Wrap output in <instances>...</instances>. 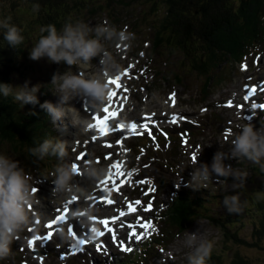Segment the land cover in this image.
<instances>
[{"label":"clouds","instance_id":"clouds-1","mask_svg":"<svg viewBox=\"0 0 264 264\" xmlns=\"http://www.w3.org/2000/svg\"><path fill=\"white\" fill-rule=\"evenodd\" d=\"M2 26L7 29L4 38L9 45L15 47L22 42L23 38L15 26H9L7 22H4ZM40 31L47 34L41 35L32 47L30 59L39 61L47 58L49 63H63L69 66V70L62 75L54 74L50 83L56 85L59 102L53 104L46 101L40 106L51 114L54 121L70 116L72 123L78 126L81 132H87L92 124L81 117L79 110L69 102L75 97H80L86 99L89 107L96 112L104 110L110 100L109 80L120 75L122 66L110 52L105 50L102 40L114 42L119 46L125 41H131L134 36L126 31H118L115 27L107 26V22L95 28L94 36L90 35L92 30L82 23H68L60 30L55 25H48ZM97 57L100 58L99 68L94 73L85 75L82 72H71L73 66H88ZM39 90V85L29 87L25 84L15 91L14 98L16 101H22L24 105L38 104ZM0 92L7 97L13 93V88L8 84H0ZM230 136L232 138L228 152L217 151L213 156L211 166L200 163L197 157L192 158L191 167L194 171L191 173L188 187L201 185L207 188V182L213 176L217 179L231 177L233 180L242 181L244 175L234 170L231 164H226V159L246 158L253 163H261L264 158V127L257 128L251 123L244 124L240 126V131L230 133ZM31 151L40 159L49 154L58 156L60 159L68 155L67 143L62 141L54 143L51 140H45ZM93 164H95L94 161L85 162L82 172L75 163L65 162L58 166L52 173L55 177L52 180L53 194L69 199L83 197L85 201L89 200L88 193L78 184L73 183V177L86 173L97 182L102 181L108 175V170L95 169ZM31 179L32 177L20 167L19 161L0 154V259L11 254L13 241L18 238V233L30 223L29 212L36 192L30 183ZM78 188L80 191L76 192ZM223 203L229 213L240 210L237 195L225 196ZM73 216H85L89 220L94 218L87 209L77 210ZM185 244L191 249L187 254L188 264H205L213 249L211 241L198 238L195 232L187 235Z\"/></svg>","mask_w":264,"mask_h":264},{"label":"trees","instance_id":"trees-1","mask_svg":"<svg viewBox=\"0 0 264 264\" xmlns=\"http://www.w3.org/2000/svg\"><path fill=\"white\" fill-rule=\"evenodd\" d=\"M8 2L9 0H0V7L8 8ZM88 2V0H16L18 8L21 7L18 11V18L29 15L33 20L29 22V27H23V25L20 26L19 19L17 23L15 19H12L9 26H15L18 29L23 42L28 39L30 32L39 28V22L43 21L47 24L69 19L81 4L87 5ZM202 2L203 6H201ZM245 2L246 0H181L182 15L173 11L169 17L171 24L175 27L173 28L174 40L188 58H201L203 62L204 55L210 56V52L217 53L218 46L211 47L212 43L221 39L228 27L231 28L236 24V19L239 17L248 19L245 14L241 15ZM72 6L74 10H72ZM238 6H240L239 10L236 9ZM5 33L0 34V75L3 64L8 62L10 52H14L11 50L12 46L4 38ZM3 113V108L0 106V115L3 116ZM1 119L3 121V117ZM7 124L11 128L14 127L11 122H7ZM7 128L9 129V127ZM260 188L259 194L254 195L255 206L253 208L256 211L254 214L256 222L252 224L253 234L251 237L253 236L255 239L249 241L242 234L243 226L237 224L234 219L226 220L225 224L217 220L224 241L222 244L225 245V248L219 250L217 246L209 259V264H250L245 247L264 249V202L261 201V198H264V185H261Z\"/></svg>","mask_w":264,"mask_h":264},{"label":"rangeland","instance_id":"rangeland-1","mask_svg":"<svg viewBox=\"0 0 264 264\" xmlns=\"http://www.w3.org/2000/svg\"><path fill=\"white\" fill-rule=\"evenodd\" d=\"M15 1L16 0H9L8 8L7 7L1 8L0 7V34L7 31L6 28H4L2 26L4 22H7L8 24L11 25L12 19H15L16 23H17V20L19 19L20 26L23 25V27H29V24H30L29 22L31 20H33V18L29 15L28 16L24 15L25 17H21V18L19 17L18 18V11L21 9V7L18 8V3H15ZM165 1L168 2V4L170 5L172 0H165ZM175 1H176L175 4L177 5L178 3H180L179 1H181V0H175ZM107 2H109V1H107ZM253 4H258V1L257 0H246V2L244 3V8H248L249 6H251ZM194 5L196 7H198L197 4L194 3ZM164 6L167 8L165 3H164ZM201 6H203V2L201 4ZM72 10H74L73 6H72ZM248 10H249V8L247 10L244 9L245 13ZM74 12L75 13L73 15H76L77 11L75 10ZM167 12L170 13V10L167 9ZM179 12L182 15V10H180ZM80 14H81V16H84L86 14V10L84 9L83 4H81ZM44 17L46 18V16H44ZM36 21H40V20H36ZM39 25H45V24L42 21V22L38 23V26ZM231 25H233V24H231ZM233 26L231 28L228 27V29L225 31L227 34H229L224 39L225 44H229L226 42H229L231 37L234 38V40H237L238 29L234 28ZM170 28L172 29L175 27L170 26ZM33 34H35V30L30 32L27 38L29 39ZM171 34L174 35V30L171 31ZM225 34H223L222 37H224ZM28 39L23 40L24 43H26L28 41ZM1 41H3V40L1 39ZM214 45H217L218 47L222 46L218 42L212 43V46H214ZM36 113L38 115V110ZM1 117H3V116L0 115V131H3V132H0V136H1V133H3V135H5L4 131L12 132L11 129L6 128V127H8L7 125L3 124ZM221 184H222L221 182H218L215 186L221 185ZM261 201L264 202V198H261ZM235 214H236V217L241 222L245 223L242 234L244 236H246L249 241L254 240L255 238H253V236L251 237V234H253L252 233V231H253V225L252 224H254V222H256L255 215H254V214H256V211L254 209H252V206L243 205L240 207V210L238 212H235ZM170 223L171 222L168 221L167 225L169 226ZM209 225L219 227V224L217 223V220H215V219L203 220L202 218H198L192 223V225L189 226V230H188L189 232H186V235L195 232L197 234L198 238H200V239H207L209 236L215 235L216 239L219 241V244H217L219 250L222 248H225V245L222 244V243H224V241L222 239L221 232L219 234V232L215 231V229H213ZM182 227H184V229H186L185 225H183ZM182 244L186 245L185 243H182ZM245 248H246L245 253L247 254V256L250 260V264H264V249H260L258 247L257 248L245 247ZM164 251L168 252V253L170 252V253L176 255L178 260L180 258L181 260H183L187 264V262H186L187 254L190 252V250H187L185 246H182L181 244H175L170 250H164Z\"/></svg>","mask_w":264,"mask_h":264},{"label":"snow or ice","instance_id":"snow-or-ice-1","mask_svg":"<svg viewBox=\"0 0 264 264\" xmlns=\"http://www.w3.org/2000/svg\"><path fill=\"white\" fill-rule=\"evenodd\" d=\"M245 67H246V65H245ZM125 74H127V73H125ZM119 80H120V77H119V76L116 77L115 79H110V80H109V84H116V85H117V88H119V87H120V85H119ZM246 87H247V86H246ZM262 87H264V86H262ZM125 91H127V89H125ZM254 92H255V88H254V87H253L252 89H249V94H250V95L253 94ZM113 95H115V93H110V101H111ZM175 95H176L175 93H172V98H173V99L175 98ZM119 99H120V97H117V100H119ZM244 99H245V100H248V99H249V96L246 95V96L244 97ZM228 106H232V102H231V101L228 102ZM252 107L255 109V108L257 107V105L253 104ZM261 107H264V106H261ZM103 112L106 113V115H104L103 118H100V117H98V116H97V117H94V119L96 120V123L93 124V125H91V128H99V132H100V134H101V135H104V134H105L106 132H108V131H115V127H123V125H119V126H114V127H112V128H109V126H108V121L110 120L111 117H114V116H115V113H114V112L110 113V112H109V109H108L107 107L104 108ZM247 118H248L249 120H251V119H253V116L249 115ZM150 120H151V117L146 118L145 122L142 123V124H140V128H141V129H148V127H149V123H148V122H149ZM176 120H177V117H176V116H173V117L171 118V121H170V122L175 123ZM136 127H137V125H136L135 123H133V124H132V127H131V131H132V132H135V131H136ZM149 135H151V132H150V131H149ZM93 139H95V137H93ZM110 146H111V145H109V147H110ZM192 158H193V159H196V155H195V153H193ZM111 167L114 168V169L116 170L115 172L110 171V172L108 173V175H109V177L111 178V181H112L111 187H112V189H117V188L119 187V185L116 183V181H117L118 179H120V177H122V176L124 175V174L120 171V161L117 160L116 162H114V163L111 165ZM130 175H131V173H129V176H130ZM121 183H123V181H121ZM138 183H143V181H138ZM101 184H105V188L100 190V191H101V195L103 196L104 194H110V193L108 192V190H107V182H106V181H101ZM36 191H37V189H36ZM96 199H97V202H99V198H96ZM76 200H77L76 198H72L70 201H68V202L65 204V206H64V214H59V215L55 216V217L53 218L52 222L49 223V224L47 225V227H48V228H52V227H53V224H55V225H57V229H56V230L59 231L60 227L63 226V224L65 223L68 205L75 203ZM107 203L111 204V203H113V201H112V200H108ZM135 204H136V205H139V204H140V201H135ZM149 207H150V206H149ZM129 209L132 210V211L135 210V209L132 207L131 204L129 205ZM145 210L147 211V209H145ZM56 211L59 212L60 210L57 209ZM120 215L123 216V215H125V213H124V212H121ZM102 223L105 224V225H107V224H108V220H104V221H102ZM77 227H78V225H77ZM140 227L145 228L146 233H147L148 235H150L151 233L148 232L147 230L150 229L151 231H155V227H154V225H153L150 221L145 222L144 224H141ZM108 230L111 231V229H108ZM90 232H91L92 234H95V235H94V236H92V235H88V236H85V237L77 238L76 241H75V243H73V244L70 245V249H71V250H81L82 246H83L86 242H91V241H92L93 239H95L96 237H100V236L105 235L104 232H100V231H98L95 227H92V228L90 229ZM146 233H141V234H139V235H136L135 238H136L137 240H139V239H141ZM69 234H70V235H75V233H74L73 230H72V227H69ZM51 235H52V233L49 232V233H48L46 236H44V237L36 236V237H34L32 240H29V245L32 246V245L35 243L36 240H41V239L47 240V239H49V238L51 237ZM133 235H135V228H133L132 233L129 235V240L132 239V236H133ZM113 239H114V241H115V233H113ZM123 243H124L123 241H120V244H121V245H123ZM100 247H101V245L98 244V245H97L98 250L100 249ZM124 250H126V251H131L132 249H131L130 247H128V248H125Z\"/></svg>","mask_w":264,"mask_h":264},{"label":"bare ground","instance_id":"bare-ground-1","mask_svg":"<svg viewBox=\"0 0 264 264\" xmlns=\"http://www.w3.org/2000/svg\"><path fill=\"white\" fill-rule=\"evenodd\" d=\"M73 100V99H72ZM23 114H25V112L22 111ZM115 197V209L117 214L123 218L132 228H135V235L132 236V239L129 240V235L125 236L120 230L119 228L116 227V230H114V228L112 227L113 232L115 233V235L121 237V238H125L131 242L137 243L141 246H147L149 244V241L142 237L141 239L137 240L135 238L136 235H139L140 233L138 232V229L140 227V222L139 220L136 218V216L131 212V210H129L126 205L117 197L116 194H114ZM118 201V202H117ZM142 207L145 208V206L142 205ZM147 209V208H146ZM124 212L125 215L121 216L120 213ZM181 220L176 221V223H178L180 226L185 225V219L187 218V216L182 215ZM179 248V247H178ZM164 251V250H162ZM125 254L129 260L130 264H142L143 263V258H147L149 256L147 251L141 252V251H136V250H131V251H126L125 250Z\"/></svg>","mask_w":264,"mask_h":264}]
</instances>
